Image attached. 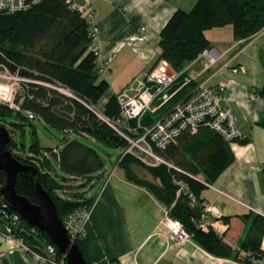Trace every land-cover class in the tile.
Wrapping results in <instances>:
<instances>
[{
    "label": "trees",
    "instance_id": "trees-1",
    "mask_svg": "<svg viewBox=\"0 0 264 264\" xmlns=\"http://www.w3.org/2000/svg\"><path fill=\"white\" fill-rule=\"evenodd\" d=\"M225 26L232 27L235 40L251 38L264 28V0H196L191 9H177L168 19L160 32L155 65L165 60L179 77L170 89L171 100L159 112L145 116L143 126L168 113L196 86L194 79H187L184 66L211 47L208 30ZM98 57L93 50L89 19L72 0H40L21 11L0 12V64L22 79L15 96L19 109L0 103V125H9V132H21L19 140L11 136L9 149L29 168L18 173L17 192L38 203V180L54 200L61 219L81 207L91 208L95 196L86 190L73 191L72 182L80 187L92 186L105 171L100 151L81 140L93 139L105 147L122 149L117 165L125 171L126 178L150 191L208 253L244 264L264 260L263 214L249 212L240 216L246 228L236 248L213 227L200 225L202 203L206 202L203 190L234 162L231 143L244 144L248 138L228 141L217 131L202 127L156 150L165 162L146 164L124 151L129 143L117 125L121 117L118 93L100 105L110 84L94 71ZM255 93L264 97V84ZM36 120L63 133L59 147L41 145ZM130 124L137 123L133 120ZM261 125L264 127V121ZM25 126L31 127L29 146L24 139ZM5 180L6 174L0 170V188ZM0 198V222L15 237L31 250L52 243L44 231L28 224L5 204L1 193ZM229 218L224 216L225 221ZM75 242L84 253L81 238ZM84 256L92 264L85 253Z\"/></svg>",
    "mask_w": 264,
    "mask_h": 264
},
{
    "label": "crops",
    "instance_id": "crops-1",
    "mask_svg": "<svg viewBox=\"0 0 264 264\" xmlns=\"http://www.w3.org/2000/svg\"><path fill=\"white\" fill-rule=\"evenodd\" d=\"M72 1L90 12L100 29L101 51L94 71L110 84L101 106L112 94L120 93L155 66L163 26L177 9L189 10L196 2L91 0L88 7L89 0ZM206 35L222 57L209 69L205 60L184 66L186 77H195L196 83L184 98L192 95L199 83L213 87L225 97L223 105L232 108L238 130L248 138L244 144L231 143L234 162L202 192L214 208L207 212V228L213 227L236 248L246 228L240 216L249 212L264 215V97L255 93L264 84L255 61L259 53L264 55V28L251 38L240 40L233 38L231 26L208 30ZM239 66H245L246 71H232ZM118 168L121 167L116 164L110 173L105 169L97 189L89 193L95 201L84 225L81 245L92 264H244L208 253L191 236L181 242L171 240L162 223L165 207ZM224 216L230 218L225 221ZM0 224L5 238L7 228ZM0 247V254H4L0 264H34L26 250L11 246L8 241L5 248ZM254 264H264V260Z\"/></svg>",
    "mask_w": 264,
    "mask_h": 264
},
{
    "label": "built area",
    "instance_id": "built-area-1",
    "mask_svg": "<svg viewBox=\"0 0 264 264\" xmlns=\"http://www.w3.org/2000/svg\"><path fill=\"white\" fill-rule=\"evenodd\" d=\"M38 1L40 0H0V12L21 11ZM88 2L89 7L91 0ZM74 6L86 14L89 19L93 50L99 56L101 51L99 26L88 10L75 4ZM220 57L219 50L211 46L190 63L194 64L205 60L207 69H209ZM233 71L245 72L246 67H234ZM178 77L179 73L174 72L168 62L161 60L148 73L136 77L132 83L118 93L121 117L117 125L120 134L129 143L124 151L138 156L146 164L165 162L156 150L166 148L183 133H195L202 127L217 131L228 141L243 138L236 126V116L232 108L223 105L225 97L213 87L205 85L204 82L199 83L192 95L175 104L160 119L153 121L150 125L143 126L142 122L145 116L159 112L160 108L171 100L173 94L170 89ZM11 79L19 81V85L22 80L17 75H11L9 69L0 64V103L19 109V104L15 102L18 90L14 88V83H9ZM187 79L191 80L195 77L189 76ZM223 87L224 85L221 86V89ZM31 116L33 115L31 114ZM133 120L137 123L134 126L130 124ZM202 204L204 211L201 215L200 225L207 228L205 223L207 212L214 208L207 202ZM90 214L91 208L81 207L62 219L68 236L73 241L85 235L84 225L90 219ZM162 223L169 230L171 240L181 242L190 237L181 221L172 218L167 208L164 209ZM5 227L9 243L26 250L34 264H66L65 257L53 243L42 246L40 250H31L21 238L15 237L6 225ZM3 256L4 254H0V262Z\"/></svg>",
    "mask_w": 264,
    "mask_h": 264
},
{
    "label": "water",
    "instance_id": "water-1",
    "mask_svg": "<svg viewBox=\"0 0 264 264\" xmlns=\"http://www.w3.org/2000/svg\"><path fill=\"white\" fill-rule=\"evenodd\" d=\"M11 135L0 125V170L6 174V180L0 188L2 201L13 208L28 224L44 231L51 242L65 257L66 264H88L80 246L67 233L58 214L56 204L44 187L36 180L35 189L39 202L32 203L26 196L20 195L15 187L19 172L26 167L9 149ZM37 174V171H33Z\"/></svg>",
    "mask_w": 264,
    "mask_h": 264
},
{
    "label": "rangeland",
    "instance_id": "rangeland-1",
    "mask_svg": "<svg viewBox=\"0 0 264 264\" xmlns=\"http://www.w3.org/2000/svg\"><path fill=\"white\" fill-rule=\"evenodd\" d=\"M214 32L216 34H218L217 33L218 31H214ZM262 54L263 53H259L258 59L257 60L255 59V61H257V64L259 66V70H258L259 77H260V74L262 73L263 79H264V55H262ZM261 56H262V58H261ZM221 57H222V53H221ZM221 57L217 60V62L221 59ZM195 63H197V62H195ZM10 74L11 75H16V74H13L12 72H10ZM5 76H7V75H5ZM9 83H12V84L14 83L13 85H14V88L16 90L20 89L19 81H15V80L11 79V80H9ZM35 125L37 127L38 137L40 139V143H41L42 146H44V147H53V148L59 147L60 139L62 138L63 133H61V132H59L57 130L51 129V128H47L45 126V123L42 120H36L35 121ZM7 128L9 129L10 126L8 125ZM10 135L13 136L14 138H16L17 140H19L21 132H20V130H17V129H11L10 130ZM24 139H25V142H26L27 146H29L31 144V141H32V133H31V127L30 126H25ZM81 140L86 142V143H88V144H90V145H92V146H94V147H96L100 151V153L104 157V160H105V163H106L105 169H107L109 171L108 173L112 172V170L115 168V166H116V164L118 162L119 156L122 154V149L105 147L103 145H100V144L96 143L93 139L81 138ZM15 152H18V150H15ZM116 170L119 171V172L120 171H124L122 168H118ZM72 185H74L73 191H76V192L77 191H81V192H83L84 190H86V191H88V193H90L91 191L94 193L95 190L97 189V186L99 185V180L94 181L92 186L88 185L86 187H80V186L77 185V182H72ZM0 226H2V225L0 224ZM7 241H8V239L6 237L5 238L2 237V233H1V230H0V246L5 248V246L7 244ZM10 245L13 246L12 244H10ZM0 249H1V247H0Z\"/></svg>",
    "mask_w": 264,
    "mask_h": 264
}]
</instances>
